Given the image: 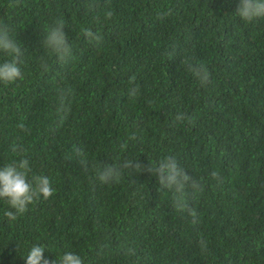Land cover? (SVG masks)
<instances>
[{
	"label": "trees",
	"instance_id": "trees-1",
	"mask_svg": "<svg viewBox=\"0 0 264 264\" xmlns=\"http://www.w3.org/2000/svg\"><path fill=\"white\" fill-rule=\"evenodd\" d=\"M238 3L0 0L23 50V79L0 82V168L27 159L54 189L15 220L0 200V264L33 245L83 264H264V18ZM59 20L62 59L43 44ZM167 157L202 186L186 188L196 224L147 170L101 183L91 166Z\"/></svg>",
	"mask_w": 264,
	"mask_h": 264
},
{
	"label": "clouds",
	"instance_id": "clouds-1",
	"mask_svg": "<svg viewBox=\"0 0 264 264\" xmlns=\"http://www.w3.org/2000/svg\"><path fill=\"white\" fill-rule=\"evenodd\" d=\"M235 12L246 22L264 18V0H239ZM108 15L110 16L111 13ZM63 29V20L57 21L43 41L44 47L61 59L70 53L68 38ZM82 32L89 38H94L90 30L82 29ZM10 33V26L0 22V51L11 57V59L0 63V82L5 84L14 82L17 78L23 79L19 67L22 62L23 50ZM193 71L201 77L202 81L208 80V71L204 69L203 65L193 68ZM13 150L15 151L16 148L14 147ZM76 155L81 158V166L86 171L90 162L83 149L77 148ZM91 166L96 173V178L101 183H108L118 178L122 168L132 169L135 173L147 170L157 176V182L161 189H167L172 193L174 206L180 211H187L192 217V223H197L196 210L189 208L186 204V188L190 186L193 189L202 190V186L178 166L175 158L167 157L155 165L150 161L146 169L138 160H125L120 164L92 162ZM30 171L27 159H21L18 164L5 165L0 168V200L7 202L12 209H15L14 212H5V216L10 220H15L17 214H23L27 210V206L38 199L40 195L47 199L54 193L50 180L46 176L34 175L29 179ZM212 175L215 177L217 174L212 173ZM203 243L201 241V244ZM45 249L42 245H33L26 257V264H83L82 258L71 252L64 253L59 261L57 258L50 261L43 255Z\"/></svg>",
	"mask_w": 264,
	"mask_h": 264
}]
</instances>
